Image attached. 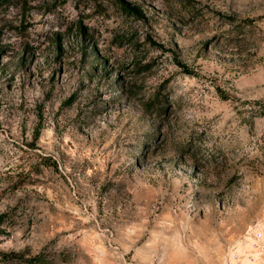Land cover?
<instances>
[{
    "label": "rangeland",
    "instance_id": "374dc122",
    "mask_svg": "<svg viewBox=\"0 0 264 264\" xmlns=\"http://www.w3.org/2000/svg\"><path fill=\"white\" fill-rule=\"evenodd\" d=\"M264 212V0H0V264H223Z\"/></svg>",
    "mask_w": 264,
    "mask_h": 264
},
{
    "label": "built area",
    "instance_id": "2783aa9c",
    "mask_svg": "<svg viewBox=\"0 0 264 264\" xmlns=\"http://www.w3.org/2000/svg\"><path fill=\"white\" fill-rule=\"evenodd\" d=\"M223 264H264V212L228 249Z\"/></svg>",
    "mask_w": 264,
    "mask_h": 264
}]
</instances>
